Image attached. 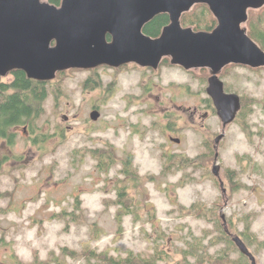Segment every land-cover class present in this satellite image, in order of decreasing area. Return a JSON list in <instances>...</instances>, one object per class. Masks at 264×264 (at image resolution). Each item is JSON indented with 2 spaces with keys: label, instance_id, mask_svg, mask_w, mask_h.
I'll list each match as a JSON object with an SVG mask.
<instances>
[{
  "label": "rangeland",
  "instance_id": "374dc122",
  "mask_svg": "<svg viewBox=\"0 0 264 264\" xmlns=\"http://www.w3.org/2000/svg\"><path fill=\"white\" fill-rule=\"evenodd\" d=\"M147 68L129 63L123 69L99 68L98 75L86 69L64 71L59 75L61 101L58 104L50 95L46 112L34 122L35 132L24 131L28 123L19 125L13 128L14 144L0 141V264L36 259L89 264L84 256L76 259L64 253L65 247L80 252L91 248L115 257L130 252L151 257L162 250L167 260L159 264H174L183 260L184 250H192L187 243L194 237L202 239L211 255H218L227 244L218 240L214 220L183 210L199 201L211 207L220 201V216L232 217L240 229L250 215L251 230L264 241V106L254 105L247 117L253 131L249 137L237 122L224 127L209 108L202 68ZM94 76L102 87L86 89L85 82ZM220 77L228 92L264 99V69L229 66ZM96 104L101 114L94 120ZM171 113L174 116L168 118ZM41 133L48 135L44 143L39 141ZM222 133L214 148L219 151L220 175L224 179L228 168L237 169L248 188L230 197L219 177L218 182L213 177L214 163L210 169L192 165L164 174L170 155L195 158L208 151L206 142L215 145ZM91 149L112 150L117 162L100 169ZM129 159L138 181L123 172ZM121 187L135 201L134 212L122 217L112 202ZM95 225L102 235L92 233ZM249 248L257 263L264 264V247L254 243ZM231 258L244 260L239 249Z\"/></svg>",
  "mask_w": 264,
  "mask_h": 264
},
{
  "label": "water",
  "instance_id": "95a60500",
  "mask_svg": "<svg viewBox=\"0 0 264 264\" xmlns=\"http://www.w3.org/2000/svg\"><path fill=\"white\" fill-rule=\"evenodd\" d=\"M200 3L207 4L218 21L213 30L182 24V15ZM263 6L264 0H62L60 5L0 0V75L21 69L31 79L49 81L61 71L100 65L136 63L158 69L163 58L170 57L173 65L188 70L209 69L207 92L226 127L241 110L242 97L226 91L220 74L230 64L264 67V49L245 25L249 10ZM162 13L169 15V24L157 37L146 34L145 25ZM98 116L97 110L92 112L94 119ZM218 158L219 151L213 173L223 187ZM222 218L226 223V216ZM233 239L252 264H258L243 239Z\"/></svg>",
  "mask_w": 264,
  "mask_h": 264
},
{
  "label": "trees",
  "instance_id": "16d2710c",
  "mask_svg": "<svg viewBox=\"0 0 264 264\" xmlns=\"http://www.w3.org/2000/svg\"><path fill=\"white\" fill-rule=\"evenodd\" d=\"M48 1L53 4L60 5L62 0ZM181 21L184 26H192L195 30H213L218 24V21L209 6L203 3L196 4L190 11L185 12L182 15ZM169 22L170 18L168 14H159L145 25L144 32L152 37H157L161 34L163 27L169 24ZM245 25L248 28L249 35L264 49V6L260 9H250L249 19ZM172 65L170 57H165L161 62V66ZM236 65L238 64H230L223 70L229 68V66ZM250 68L256 71L264 69V67ZM202 70L206 72L205 80L207 81L210 76V72L208 71L209 69L202 68ZM60 73L65 72H59L56 80L53 79L49 81L31 79L27 76L25 71L21 69L13 70L6 76L0 75V141L4 140L10 144H14L17 133L13 131V128L19 125H25L28 123L27 125L32 132H35L34 122L46 112L45 104L50 95L53 94L55 96L58 104L61 101L62 89L60 87ZM9 75L11 76V79H6ZM84 87L86 89L102 87L100 78L98 76L90 78L85 82ZM206 102L208 103L209 108H212L214 112L217 113L211 97H208ZM256 104H262L264 106V99L243 96L242 108L234 120V122L241 125L249 137H252L253 131L251 124L247 121V117L253 110V106ZM173 116V113H171L168 115V118H172ZM169 127L173 128L172 124H170ZM59 129L61 130L63 136L67 135L63 127H59ZM47 137V134L41 133L39 135V141L44 143ZM37 140L38 139H34L35 142H37ZM206 146L208 147V151L203 152L195 158L189 157L185 154L170 155L167 159L164 174H168L173 169L180 170L192 165L198 168L210 169L215 162L217 151L214 149L213 141L206 142ZM41 148H44V145ZM91 152L92 155H94L99 161L100 169L108 170L117 162L115 161L112 150L91 149ZM248 157L253 160L252 157ZM123 172L127 177L129 176L130 178L138 181L139 174L132 169L131 159L125 161ZM239 175L240 171L237 169L228 168L225 171L224 179L227 181V188L225 187V184L224 188L230 197H232L234 193L241 188H248V185L240 179ZM213 177L216 180L218 178L214 175ZM224 179H222V181L225 183ZM251 188L254 189V187ZM112 202L119 206L118 215L120 217H122L123 214L134 212V197L130 195L126 187H121L119 189L118 198ZM220 203V201H217L211 207L207 203L199 201L194 203L189 208L184 207L183 210L193 215H197L199 218H209L210 220H214L218 231L220 232L218 240L226 242L227 247L223 248L218 255H211L209 251L205 249V244L202 239L194 237L193 240L188 241L187 243L192 250H184L183 260H179L174 264H251V262L248 261V256L243 253L244 260L240 262L231 258L232 251L234 249H239L233 239L235 235H239L248 247L249 245H254V243L258 244L259 247H264V241H261L257 234L251 230L252 223L250 222V215H248L245 220L244 229H240L237 222H235L232 217L226 216L227 222H224L220 216ZM59 216H64V213ZM92 233L98 236L102 235V232H100L97 225L93 227ZM217 243V241H212V244ZM203 248L205 249L204 251L201 250ZM63 251L76 259L84 256L88 260L89 264L91 262H95L93 264H159L160 260H167V252L162 250H158L157 253L151 257H143L140 254H135L134 252H130L126 257H115L110 255L108 252H98L97 250L91 248L84 249L80 252L65 247L63 248ZM27 264L46 263L36 259L33 263Z\"/></svg>",
  "mask_w": 264,
  "mask_h": 264
},
{
  "label": "flooded vegetation",
  "instance_id": "af4514ba",
  "mask_svg": "<svg viewBox=\"0 0 264 264\" xmlns=\"http://www.w3.org/2000/svg\"><path fill=\"white\" fill-rule=\"evenodd\" d=\"M138 65V64H137ZM105 66H107V67H111V66H109V65H100V66H98V67H96V68H90V69H86V70H88V71H91V72H94V74L95 75H98L97 74V70L99 69V68H103V67H105ZM126 66H128V64H125V65H123V66H120V67H112V68H125ZM140 66V65H139ZM172 66H175V65H172ZM162 67L163 66H161V63H160V65H159V68L158 69H154V68H152V67H148L147 69H149V70H151V71H153V72H158V71H160L161 69H162ZM180 67H182V66H180ZM93 108H94V110L93 111H95V110H97L98 112H99V116L96 118V119H94L92 116V119H94V120H97L99 117H100V110H99V105H93ZM96 108V109H95ZM92 111V112H93ZM24 131L27 133L28 132V129H29V126L28 125H25L24 127ZM219 136V135H218ZM217 136V137H218ZM217 137H216V139H217ZM176 138H178V139H180L179 137H175V138H172L174 141H175V139ZM216 139H215V142H216ZM181 140V139H180ZM177 142V141H176ZM180 142V141H179ZM218 145H219V143H217L216 142V144L214 145V148H218Z\"/></svg>",
  "mask_w": 264,
  "mask_h": 264
}]
</instances>
